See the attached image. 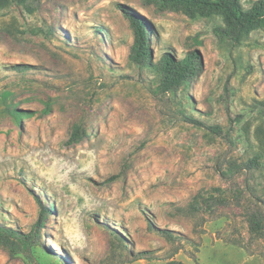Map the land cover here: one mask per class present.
<instances>
[{
  "label": "rangeland",
  "instance_id": "1",
  "mask_svg": "<svg viewBox=\"0 0 264 264\" xmlns=\"http://www.w3.org/2000/svg\"><path fill=\"white\" fill-rule=\"evenodd\" d=\"M136 14L156 61L202 53L191 84L163 92L130 61ZM225 25L146 0H0V264H264V27L235 45Z\"/></svg>",
  "mask_w": 264,
  "mask_h": 264
},
{
  "label": "trees",
  "instance_id": "2",
  "mask_svg": "<svg viewBox=\"0 0 264 264\" xmlns=\"http://www.w3.org/2000/svg\"><path fill=\"white\" fill-rule=\"evenodd\" d=\"M26 2L28 0H20ZM158 11L170 10L183 13L189 17L200 15H221L226 23L218 27L219 35L229 42L239 45L246 33L264 27V0H256L249 8L245 7L242 0H146ZM134 29V41L130 47L129 59L138 65H150L157 68L161 74V88L163 92H176L181 86L191 84L204 68V57L198 49L189 50L183 57H177L171 51L166 52L159 60H155L151 49V30L145 19L140 15L131 16ZM190 122L202 123L190 117ZM215 133H221L220 126H211ZM75 138V135L74 137ZM248 169L259 165L257 158ZM47 208L42 205V213ZM254 231L264 234V212L254 213L251 217ZM41 226V225H40ZM0 230L13 231L10 228Z\"/></svg>",
  "mask_w": 264,
  "mask_h": 264
}]
</instances>
